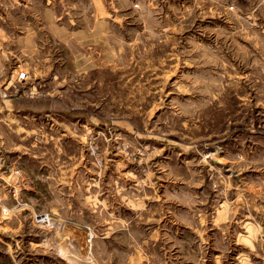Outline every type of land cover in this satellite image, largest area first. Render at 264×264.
I'll return each mask as SVG.
<instances>
[{
	"label": "rangeland",
	"instance_id": "1",
	"mask_svg": "<svg viewBox=\"0 0 264 264\" xmlns=\"http://www.w3.org/2000/svg\"><path fill=\"white\" fill-rule=\"evenodd\" d=\"M103 2L98 68L57 45L20 57L27 82H0L30 106L0 113V156L19 171L0 190V264H93L67 233L105 224L93 210L111 181L140 200L125 215L153 264H264V0ZM119 240L113 264L133 244Z\"/></svg>",
	"mask_w": 264,
	"mask_h": 264
},
{
	"label": "crops",
	"instance_id": "2",
	"mask_svg": "<svg viewBox=\"0 0 264 264\" xmlns=\"http://www.w3.org/2000/svg\"><path fill=\"white\" fill-rule=\"evenodd\" d=\"M21 2L27 10L22 9V12L18 10L17 13L13 8ZM20 3L18 0H0V82L4 80L6 71L11 70L13 74L15 73L14 77L19 71L28 74L19 61L20 57H26L25 60L28 58L44 61L49 59L45 56L56 52L57 45L73 52L80 69L98 68L100 43L109 50L111 23L114 22L103 0H21ZM24 11L27 15H23ZM28 79L21 82H27ZM20 99L22 96L0 100V113L6 118L25 117L30 111V106ZM17 177L15 176L16 180ZM26 178L28 181L29 177ZM69 179V182L77 181V176ZM58 181L66 182L67 178L61 175ZM111 182L114 183V187L110 188L109 185V188L100 190L99 195L103 197L99 199L96 210H93L98 211L99 215L106 211L105 224L92 223L94 227L88 228L91 233L89 239L90 234L83 229L84 225L75 222L73 226L71 225L72 232L67 233L68 240L74 242L72 246L79 255L87 256L90 253L89 257L93 264H113L116 263L114 249L125 247V243L119 240L121 235L123 237L129 235L133 244H127L130 253H126V260L120 264H153L151 261L153 254L149 251V246L153 247V242L142 238L139 226H132L125 215V210L130 209L128 208L130 201L140 208V200L135 203L130 199L125 186L117 184V181ZM92 196L94 199L95 195ZM32 215L34 216V213ZM84 232L86 242L91 241V245L86 244L83 252V245L79 247L84 239L82 238Z\"/></svg>",
	"mask_w": 264,
	"mask_h": 264
},
{
	"label": "built area",
	"instance_id": "3",
	"mask_svg": "<svg viewBox=\"0 0 264 264\" xmlns=\"http://www.w3.org/2000/svg\"><path fill=\"white\" fill-rule=\"evenodd\" d=\"M28 78L29 75L25 71H19L16 74L14 81L21 82L27 80ZM8 89V87H3L2 89H0V99L10 98V92L8 91ZM262 126H264V120L262 121ZM18 173V170L13 171L12 168H9L7 165H5L3 157L0 156V190L4 187H11L13 178L17 176ZM35 221L37 223H47V225L50 227L52 226L49 224L50 222H53V226H61L65 224V222H55L54 220H51L46 214L35 216ZM89 238L91 239V233L89 235Z\"/></svg>",
	"mask_w": 264,
	"mask_h": 264
},
{
	"label": "bare ground",
	"instance_id": "4",
	"mask_svg": "<svg viewBox=\"0 0 264 264\" xmlns=\"http://www.w3.org/2000/svg\"><path fill=\"white\" fill-rule=\"evenodd\" d=\"M88 245H89V242H88Z\"/></svg>",
	"mask_w": 264,
	"mask_h": 264
}]
</instances>
